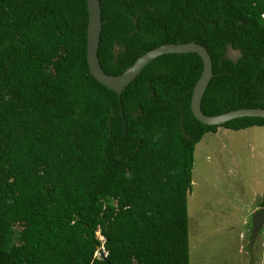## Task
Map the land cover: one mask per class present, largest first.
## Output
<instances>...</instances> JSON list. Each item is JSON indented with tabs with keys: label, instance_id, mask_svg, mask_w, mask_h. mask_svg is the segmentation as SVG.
Segmentation results:
<instances>
[{
	"label": "trees",
	"instance_id": "16d2710c",
	"mask_svg": "<svg viewBox=\"0 0 264 264\" xmlns=\"http://www.w3.org/2000/svg\"><path fill=\"white\" fill-rule=\"evenodd\" d=\"M100 3L105 72L195 40L204 113L264 108V0ZM87 25L86 0H0V264H191L196 145L264 117L199 121L195 52L158 56L119 97L90 72Z\"/></svg>",
	"mask_w": 264,
	"mask_h": 264
},
{
	"label": "rangeland",
	"instance_id": "374dc122",
	"mask_svg": "<svg viewBox=\"0 0 264 264\" xmlns=\"http://www.w3.org/2000/svg\"><path fill=\"white\" fill-rule=\"evenodd\" d=\"M228 53L238 55L231 48ZM263 191L264 126L240 132L221 127L204 135L195 148L188 195L191 264L233 263L218 253L237 249L225 241H234L241 222L252 220L251 208ZM258 235L264 239V226ZM255 250L261 264L264 247L257 242Z\"/></svg>",
	"mask_w": 264,
	"mask_h": 264
},
{
	"label": "water",
	"instance_id": "95a60500",
	"mask_svg": "<svg viewBox=\"0 0 264 264\" xmlns=\"http://www.w3.org/2000/svg\"><path fill=\"white\" fill-rule=\"evenodd\" d=\"M88 9V25H87V62L91 74L101 84L115 90L120 97L124 88L139 75L142 69L158 56L165 53H197L203 62L201 75L194 85L191 110L193 115L201 122L206 124L220 125L236 117L243 116H261L264 117V108H238L226 111L224 113L209 115L202 110V99L213 77V61L207 48L195 41L188 42H169L152 48L139 57L119 74H109L104 71L101 66L98 49L100 45V35L102 31V8L100 0H86ZM252 228L249 235L248 250L251 255V264H255V255L253 252L255 240L264 226V207L257 208L252 215ZM98 253L105 257L104 249L101 247Z\"/></svg>",
	"mask_w": 264,
	"mask_h": 264
},
{
	"label": "crops",
	"instance_id": "0c3cea01",
	"mask_svg": "<svg viewBox=\"0 0 264 264\" xmlns=\"http://www.w3.org/2000/svg\"><path fill=\"white\" fill-rule=\"evenodd\" d=\"M256 127V126H255ZM219 130V129H218ZM217 130V132H218ZM242 130H235V131H243ZM216 133V132H215ZM262 193L260 194V198H261ZM259 202L260 199L257 203H254L252 208H251V212L255 211L257 208H259ZM239 224V223H238ZM237 224V225H238ZM251 228H252V222L250 220V222H248L246 220L241 222L240 227H238L237 230L234 231V235H235V239L234 241L231 240H226L225 241V245L228 244L230 247L235 246L237 247L236 250L230 251L229 253H218L219 255L225 257V255L227 257H229V259H235L232 263V261H226L224 264H251V255L249 253L248 250V242H249V235L251 232ZM261 232V231H260ZM261 244V246L264 247V239H259V235L257 236L256 242L254 243V248H253V252L255 255V260L254 263L257 264L258 261V256H257V252L255 250V246ZM261 264H264V262L261 260Z\"/></svg>",
	"mask_w": 264,
	"mask_h": 264
},
{
	"label": "clouds",
	"instance_id": "9594fccd",
	"mask_svg": "<svg viewBox=\"0 0 264 264\" xmlns=\"http://www.w3.org/2000/svg\"><path fill=\"white\" fill-rule=\"evenodd\" d=\"M104 249V248H103ZM104 253H105V249H104ZM99 254V253H98ZM105 256H106V253H105Z\"/></svg>",
	"mask_w": 264,
	"mask_h": 264
}]
</instances>
